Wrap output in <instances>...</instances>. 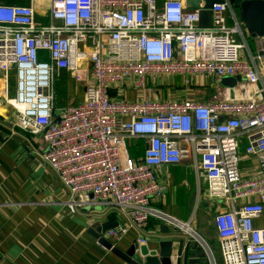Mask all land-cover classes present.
Instances as JSON below:
<instances>
[{
	"label": "built area",
	"instance_id": "built-area-1",
	"mask_svg": "<svg viewBox=\"0 0 264 264\" xmlns=\"http://www.w3.org/2000/svg\"><path fill=\"white\" fill-rule=\"evenodd\" d=\"M0 0V75L15 124L43 132L41 155L68 190L75 213L87 203L115 207L125 216L106 232L114 244L128 228L156 221L185 233L217 264L208 243L190 226L152 205L163 194L157 168L191 161L207 195L229 208L213 215L222 264H264V35L247 48L230 0L212 4L209 27L199 25L204 0ZM233 23H227V13ZM46 23L38 20V14ZM66 71L83 83L84 98L55 114V79ZM15 93L7 94L9 73ZM180 76L186 84L240 76L227 93L206 101L146 96L150 84ZM134 91L135 100L124 97ZM238 92L230 97L229 91ZM254 156L253 176L240 172L239 139ZM142 143V153L133 157ZM138 244H145L140 238ZM176 262V256L172 255Z\"/></svg>",
	"mask_w": 264,
	"mask_h": 264
},
{
	"label": "crops",
	"instance_id": "crops-1",
	"mask_svg": "<svg viewBox=\"0 0 264 264\" xmlns=\"http://www.w3.org/2000/svg\"><path fill=\"white\" fill-rule=\"evenodd\" d=\"M1 1L26 3L25 0ZM38 17L42 15L39 13ZM237 22L241 30L237 39L244 40L247 46L241 55L249 61V54L255 55L258 50L257 37L250 36L238 18ZM227 23H233L229 12ZM56 78L64 80L67 100L76 98L74 103H58L55 90V114H59L64 106L76 105L83 100L84 86L74 82L64 70L59 71ZM15 79L14 71H11L6 86L9 97L14 96ZM211 80L210 77H203L186 84L180 76L166 77L158 80L146 96L163 100L193 98L203 102L219 92L226 94V88L238 84L226 85L220 81L217 87H212ZM3 82L0 75V264H125L99 244L93 235L94 229H91L107 221L126 225L125 216L115 207L95 203H87L75 213L68 211L65 204L69 199L68 190L41 159L46 147L43 132L33 134L16 126L15 111L4 100ZM136 95L129 90L124 97L133 101ZM229 95L239 96L237 91L232 93V90ZM139 143V148L132 152L133 157L142 153V143ZM245 146L246 138L240 137L239 167L242 176L248 178L255 173L257 160L245 154ZM156 171L163 194L153 199L152 205L182 221H189L193 216V226L201 228L203 236H200L204 240L206 238L216 263L222 264L213 215L227 210L229 206L208 197L204 175L200 170L196 172L193 169L191 161L161 165ZM160 225L152 220L141 227H130L113 245L124 250L137 243L138 239L145 238L147 246L157 248L158 242L173 239L172 255L177 260H172V264H208L204 252L196 243L172 229H169V234H164ZM254 225L264 227V212L254 219ZM106 232L104 236L109 240Z\"/></svg>",
	"mask_w": 264,
	"mask_h": 264
},
{
	"label": "water",
	"instance_id": "water-1",
	"mask_svg": "<svg viewBox=\"0 0 264 264\" xmlns=\"http://www.w3.org/2000/svg\"><path fill=\"white\" fill-rule=\"evenodd\" d=\"M219 0H204V6L199 12V25L209 27L212 22V12L210 7ZM232 9L236 17L245 26L247 32L252 37L264 35V0H230ZM187 4L193 8H198L196 0H189ZM221 82L226 85H234L240 82V76L224 77ZM12 108V107H11ZM118 222L107 221L103 224L91 228L99 244L109 249L125 264H172L173 239L158 242L157 248H150L146 244L133 243L128 248L121 250L104 236L109 229L115 228ZM170 228L160 225V230L164 234H169Z\"/></svg>",
	"mask_w": 264,
	"mask_h": 264
},
{
	"label": "rangeland",
	"instance_id": "rangeland-1",
	"mask_svg": "<svg viewBox=\"0 0 264 264\" xmlns=\"http://www.w3.org/2000/svg\"><path fill=\"white\" fill-rule=\"evenodd\" d=\"M40 20H42V21H44L45 20V17H38ZM44 24L46 23V21H44L43 22ZM54 85H55V90H56V93H57V98H58V100H57V102L58 103H61V104H66V103H68L69 101L70 102H73L74 103V101L76 100V98H71L72 100H67V98H68V92H67V88H66V84H64V80L62 79V78H56L55 79V82H54ZM210 85L212 86V83H210ZM213 87V86H212ZM149 88H152V89H154L155 88V86L153 85V84H150L149 85ZM134 151V149L133 148H129V152L131 153V154H133L132 152ZM193 219V218H192ZM190 226L193 228V230H195L199 235L201 234H203V232H202V230H201V228L199 227V229L198 228H195L194 226H193V220L190 222ZM170 229H172L173 231H175V232H179V233H181V234H183V235H185V233H183V232H181V231H178V230H176V229H174V228H172V227H170ZM186 236V235H185ZM203 236V235H202ZM205 240H206V238H205ZM197 244V243H196ZM199 247V246H198ZM200 248V247H199ZM201 249V248H200ZM202 250V249H201Z\"/></svg>",
	"mask_w": 264,
	"mask_h": 264
},
{
	"label": "trees",
	"instance_id": "trees-1",
	"mask_svg": "<svg viewBox=\"0 0 264 264\" xmlns=\"http://www.w3.org/2000/svg\"><path fill=\"white\" fill-rule=\"evenodd\" d=\"M132 155V154H131Z\"/></svg>",
	"mask_w": 264,
	"mask_h": 264
}]
</instances>
